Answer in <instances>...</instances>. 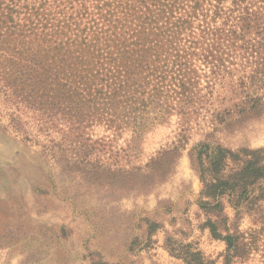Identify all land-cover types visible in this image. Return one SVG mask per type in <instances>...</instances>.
<instances>
[{
  "label": "trees",
  "instance_id": "obj_1",
  "mask_svg": "<svg viewBox=\"0 0 264 264\" xmlns=\"http://www.w3.org/2000/svg\"><path fill=\"white\" fill-rule=\"evenodd\" d=\"M0 85L35 115L34 137L61 169L99 185L147 171L164 180L163 157L181 147L144 166L108 164L138 153L157 125L175 124L183 143L202 132L189 157L197 206L213 217L204 227L225 246L222 264H264V147L233 151L216 138L264 114V0H0Z\"/></svg>",
  "mask_w": 264,
  "mask_h": 264
},
{
  "label": "rangeland",
  "instance_id": "obj_2",
  "mask_svg": "<svg viewBox=\"0 0 264 264\" xmlns=\"http://www.w3.org/2000/svg\"><path fill=\"white\" fill-rule=\"evenodd\" d=\"M10 100L0 85V264H187L190 253H199L201 264H222L225 246L204 227L213 217L197 206L202 183L189 157L202 132L193 131L183 143L175 124L157 125L138 153L108 164L144 166L162 151L181 147L178 156L163 157L171 166L164 180L147 171L131 177L134 184L112 186L99 174L105 183L99 185L63 171L58 158L42 148L45 139L34 137L35 115ZM12 118L20 120L19 133L12 130ZM216 138L233 151L263 148L264 114ZM122 145L120 140L116 148ZM221 201L233 219L227 198ZM242 212L239 229L246 231L252 217Z\"/></svg>",
  "mask_w": 264,
  "mask_h": 264
}]
</instances>
